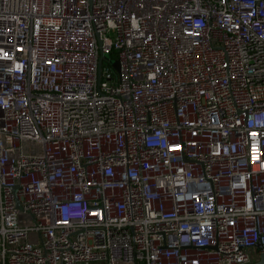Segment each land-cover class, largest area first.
I'll use <instances>...</instances> for the list:
<instances>
[{"label":"built area","instance_id":"obj_1","mask_svg":"<svg viewBox=\"0 0 264 264\" xmlns=\"http://www.w3.org/2000/svg\"><path fill=\"white\" fill-rule=\"evenodd\" d=\"M256 244L264 0H0V264H247Z\"/></svg>","mask_w":264,"mask_h":264},{"label":"crops","instance_id":"obj_2","mask_svg":"<svg viewBox=\"0 0 264 264\" xmlns=\"http://www.w3.org/2000/svg\"><path fill=\"white\" fill-rule=\"evenodd\" d=\"M259 255H260V251L258 250V248L251 249L249 252V261L247 264L257 261Z\"/></svg>","mask_w":264,"mask_h":264},{"label":"water","instance_id":"obj_3","mask_svg":"<svg viewBox=\"0 0 264 264\" xmlns=\"http://www.w3.org/2000/svg\"><path fill=\"white\" fill-rule=\"evenodd\" d=\"M113 65L117 68V62L116 61L113 63ZM255 247L259 248V244H256ZM250 264H264V253L260 252V255H259V258L257 259V261L252 262Z\"/></svg>","mask_w":264,"mask_h":264},{"label":"rangeland","instance_id":"obj_4","mask_svg":"<svg viewBox=\"0 0 264 264\" xmlns=\"http://www.w3.org/2000/svg\"><path fill=\"white\" fill-rule=\"evenodd\" d=\"M103 57H104V61L108 60V55L107 54H104ZM109 61H111V60H109ZM91 264H103V263H91Z\"/></svg>","mask_w":264,"mask_h":264}]
</instances>
